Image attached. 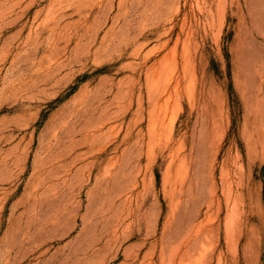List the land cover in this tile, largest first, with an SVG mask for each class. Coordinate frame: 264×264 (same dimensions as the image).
I'll list each match as a JSON object with an SVG mask.
<instances>
[{"label": "rangeland", "instance_id": "rangeland-1", "mask_svg": "<svg viewBox=\"0 0 264 264\" xmlns=\"http://www.w3.org/2000/svg\"><path fill=\"white\" fill-rule=\"evenodd\" d=\"M198 234L184 264H264V0H0V264Z\"/></svg>", "mask_w": 264, "mask_h": 264}, {"label": "bare ground", "instance_id": "bare-ground-1", "mask_svg": "<svg viewBox=\"0 0 264 264\" xmlns=\"http://www.w3.org/2000/svg\"><path fill=\"white\" fill-rule=\"evenodd\" d=\"M198 240H199V234L194 238L192 244L187 246V248L184 249L183 252L179 255V264H184L185 261H187V259L189 260V263L192 262V258H193V255L195 253V249L198 246ZM177 254L178 253H175L171 258V261L173 262V264L176 263Z\"/></svg>", "mask_w": 264, "mask_h": 264}]
</instances>
